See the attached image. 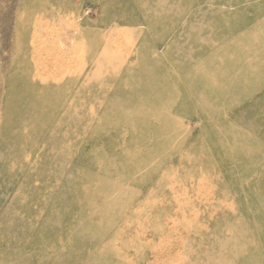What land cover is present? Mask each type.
<instances>
[{
  "label": "rangeland",
  "instance_id": "obj_1",
  "mask_svg": "<svg viewBox=\"0 0 264 264\" xmlns=\"http://www.w3.org/2000/svg\"><path fill=\"white\" fill-rule=\"evenodd\" d=\"M0 264H264V0H0Z\"/></svg>",
  "mask_w": 264,
  "mask_h": 264
}]
</instances>
